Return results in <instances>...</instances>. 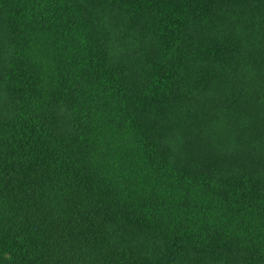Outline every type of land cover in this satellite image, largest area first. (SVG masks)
Wrapping results in <instances>:
<instances>
[{
    "label": "trees",
    "instance_id": "trees-1",
    "mask_svg": "<svg viewBox=\"0 0 264 264\" xmlns=\"http://www.w3.org/2000/svg\"><path fill=\"white\" fill-rule=\"evenodd\" d=\"M0 264H264V0H0Z\"/></svg>",
    "mask_w": 264,
    "mask_h": 264
}]
</instances>
